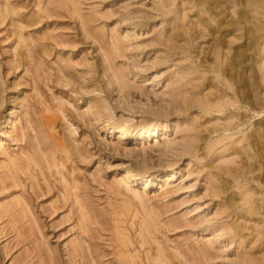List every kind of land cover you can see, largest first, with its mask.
Here are the masks:
<instances>
[{
    "label": "rangeland",
    "instance_id": "1",
    "mask_svg": "<svg viewBox=\"0 0 264 264\" xmlns=\"http://www.w3.org/2000/svg\"><path fill=\"white\" fill-rule=\"evenodd\" d=\"M0 264H264V0H0Z\"/></svg>",
    "mask_w": 264,
    "mask_h": 264
},
{
    "label": "bare ground",
    "instance_id": "2",
    "mask_svg": "<svg viewBox=\"0 0 264 264\" xmlns=\"http://www.w3.org/2000/svg\"><path fill=\"white\" fill-rule=\"evenodd\" d=\"M124 127V126H123ZM123 127H120L119 128V132L121 133H124L125 132V129L123 128ZM157 133H156V131L155 130H153V131H149V135H152V136H154V135H156ZM128 176H132V177H134V176H137L136 174H132L131 172H128Z\"/></svg>",
    "mask_w": 264,
    "mask_h": 264
}]
</instances>
